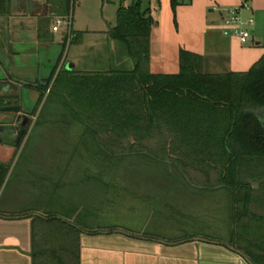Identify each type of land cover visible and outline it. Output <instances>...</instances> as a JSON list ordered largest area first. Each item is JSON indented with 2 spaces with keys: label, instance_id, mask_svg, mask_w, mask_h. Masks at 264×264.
Returning <instances> with one entry per match:
<instances>
[{
  "label": "trees",
  "instance_id": "obj_1",
  "mask_svg": "<svg viewBox=\"0 0 264 264\" xmlns=\"http://www.w3.org/2000/svg\"><path fill=\"white\" fill-rule=\"evenodd\" d=\"M170 5L174 11L177 0H170ZM9 6L10 0H0V14L9 12ZM153 25L150 8L142 0L118 6L116 23L106 35L123 45L133 62L130 69L58 68L66 35L48 75L34 86L39 96L29 114L37 113L34 122L39 123L46 105L57 103L83 125L86 144L95 151V158L87 163L102 169L88 173L89 182L104 187L99 175H107L114 164L118 167L120 160L133 156L156 168L171 165L184 174L190 166L212 167L218 186L229 192L231 219L257 218L249 207L255 199L250 180L254 175L249 173L264 164V53L246 71L205 73L200 55L180 49L176 73H153L149 68ZM78 39L76 32L69 43ZM1 110L18 112L19 107ZM10 166L0 164V191ZM102 190L105 197L108 190ZM95 207L51 205L29 215L30 264H79V237L83 230L96 229L90 221ZM250 234L245 238L237 232L230 245L253 264H264V238L255 231Z\"/></svg>",
  "mask_w": 264,
  "mask_h": 264
},
{
  "label": "crops",
  "instance_id": "obj_2",
  "mask_svg": "<svg viewBox=\"0 0 264 264\" xmlns=\"http://www.w3.org/2000/svg\"><path fill=\"white\" fill-rule=\"evenodd\" d=\"M131 2L120 4L127 6ZM147 2L154 20L149 65L153 73H176L180 49L200 55L203 58L201 70L205 73L246 71L264 53V0H247V9L240 11L244 19H253L248 26L250 38L246 43L234 36H224L220 31L222 18L229 8L239 4V0H177L174 11L170 0ZM50 3L51 0H10L9 12L0 14V164L11 165L17 155L20 137L14 117L35 107L39 91L34 86L43 82L55 62H52V47L62 44L68 35L66 31L52 30L58 17L48 24L44 22ZM104 35L107 37L106 31ZM70 44L66 43L58 68H67L65 62ZM69 65L71 69L76 67L75 63ZM8 106H17L19 111L14 115L11 111L1 110ZM45 111V128L52 129L47 133V140L59 146L53 151L50 146L47 158L38 156L40 151L33 152L32 159L51 161L46 170L29 168L31 174L37 176L38 172L45 176L27 182L32 186L27 196L34 201L43 199L46 202L56 198L62 203L58 206L75 204L82 207L87 198L80 196L79 200H73L71 193L88 192L81 183L88 173L97 172L96 168L89 171L87 166V160L95 158L91 156L95 151L86 144L88 138L83 133V125L63 112L57 103L46 105ZM35 117L36 114L31 117L29 126L33 125ZM84 149L87 154L80 155ZM82 158L87 159L85 164ZM72 176L76 177L73 179ZM92 186L102 190V184L92 183ZM255 203L262 210L254 212L257 218L242 216L233 220L230 200L225 199L221 226L215 225L213 218L211 222L207 220L214 226L213 235L197 233L167 239L141 229L114 226H99L93 232L83 230L79 237V264H253L241 250L230 245L229 239L235 238L237 232L241 237L250 238L253 231L261 233L258 238H264V198L257 202L252 200L250 210ZM39 213L41 211H34L29 215ZM30 262V219L27 215L10 216L0 212V264Z\"/></svg>",
  "mask_w": 264,
  "mask_h": 264
},
{
  "label": "rangeland",
  "instance_id": "obj_3",
  "mask_svg": "<svg viewBox=\"0 0 264 264\" xmlns=\"http://www.w3.org/2000/svg\"><path fill=\"white\" fill-rule=\"evenodd\" d=\"M124 1L128 0H69V2L51 0L44 22L48 24L58 17L64 21L59 26L60 32L66 31L67 28L70 29V35L79 32V39L69 45L65 66L75 63V70L79 71L86 69L102 71L111 67L130 69L133 66L132 59L124 53L123 45L104 35L109 27L115 25L117 7ZM142 1L147 5V0ZM67 20L69 24L66 23ZM72 38L73 36H68L66 42ZM52 48L53 62L61 51V44H56ZM60 109L65 112L62 107ZM34 120L18 147V153L0 192V212L4 214L27 215L28 218L29 213L42 212L45 208L42 205L62 204L57 202L56 198L46 202L43 199L34 201L32 197L27 196L32 188L27 182L34 177L38 179L40 176H45L38 175V172L35 176L36 174L28 172L29 168L38 167V170H46L51 161L32 159L33 152L40 151L38 156L47 158L49 147L51 146L50 150L53 151L59 146L58 143L54 144L53 141L47 140V133L52 129L45 128L46 117L39 123H35ZM39 138H42V142H39ZM79 154L86 155L87 150H81ZM91 156L94 157L92 153ZM82 159L85 164L87 159ZM120 161L122 162H119L118 167L114 164L107 175H99L105 183L104 187L102 184V189L108 190L105 197H102L103 190L100 191L99 187H96L97 190L94 189L92 183L95 182L88 180L81 183L88 192L78 190L71 193L73 200H79L80 196L87 198L88 201L94 198L83 205L96 206L90 219L96 227L141 229L145 233L177 239L197 233L213 235L214 226L207 220L210 222L214 220L215 225L221 226L223 204L225 199L229 200V192L223 186H218V175L212 167L190 166L187 168V174H184L171 165H167L166 168H156L137 156L126 157ZM87 166L89 171L94 168L97 171L102 170L95 163L89 162ZM249 174L254 175L250 180L255 190L254 200L257 202L264 198V164L253 167ZM72 177L74 179L76 176ZM251 210L255 213L262 212L261 208L256 207V203Z\"/></svg>",
  "mask_w": 264,
  "mask_h": 264
},
{
  "label": "built area",
  "instance_id": "obj_4",
  "mask_svg": "<svg viewBox=\"0 0 264 264\" xmlns=\"http://www.w3.org/2000/svg\"><path fill=\"white\" fill-rule=\"evenodd\" d=\"M247 0H239V4L235 7L229 8L226 15L222 18L220 24V31L224 36H234L241 43H246L250 38V32L248 26L253 23L252 18H243L240 11L247 9ZM61 22H64L60 18L56 19L52 25L53 31H58ZM66 23L69 24L68 20ZM66 32L70 35V29L67 28ZM48 92V89L47 91ZM30 124V123H29Z\"/></svg>",
  "mask_w": 264,
  "mask_h": 264
},
{
  "label": "water",
  "instance_id": "obj_5",
  "mask_svg": "<svg viewBox=\"0 0 264 264\" xmlns=\"http://www.w3.org/2000/svg\"><path fill=\"white\" fill-rule=\"evenodd\" d=\"M72 66L71 65H68L67 66V69H71ZM9 107V106H8ZM6 108V107H5ZM12 114H16L17 112L15 111H11ZM14 126L18 129L19 131V137H21V134L23 133L24 129L29 125L30 123V119H31V114H29V112L27 113H20V114H17L15 117H14ZM12 119V118H11Z\"/></svg>",
  "mask_w": 264,
  "mask_h": 264
}]
</instances>
